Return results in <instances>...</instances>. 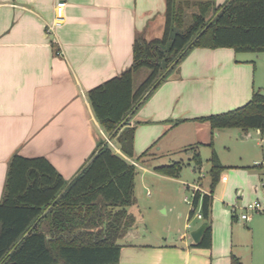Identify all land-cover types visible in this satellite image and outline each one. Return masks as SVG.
<instances>
[{
    "label": "crops",
    "instance_id": "0c3cea01",
    "mask_svg": "<svg viewBox=\"0 0 264 264\" xmlns=\"http://www.w3.org/2000/svg\"><path fill=\"white\" fill-rule=\"evenodd\" d=\"M59 1L65 3L63 19L49 31ZM225 2L215 0L216 6ZM165 6V0H0V200L12 155L43 157L69 181L99 140L108 142L87 92L130 67L137 37L162 38ZM238 55L228 48L190 50L129 116L133 156L124 158L142 174H150L151 181L183 186V180L154 169L183 163L162 160L183 152L191 157L187 149L197 145L200 154L212 141L225 168L219 184L212 193L210 177L208 188L186 184L193 190L192 199L196 192L211 196L210 247L199 248L190 237L205 222L199 218L200 206L190 217L192 199L182 209L180 202H174L181 186L169 185L173 201L169 211L179 219L178 226L190 230L189 235L178 228L168 237L153 238L139 208L129 207L135 224L120 242L119 264H231L232 256L241 264H264V212L238 222L240 209L261 197L264 153L256 152L250 163L233 165L216 147V139L228 136L227 129L212 134L208 122L196 120L240 108L251 99L255 63ZM145 151L144 163L136 162ZM233 206L236 214L231 212ZM193 220L197 223L189 226Z\"/></svg>",
    "mask_w": 264,
    "mask_h": 264
},
{
    "label": "trees",
    "instance_id": "16d2710c",
    "mask_svg": "<svg viewBox=\"0 0 264 264\" xmlns=\"http://www.w3.org/2000/svg\"><path fill=\"white\" fill-rule=\"evenodd\" d=\"M165 5L162 38L137 37L130 67L86 95L102 131L120 153L105 139L99 140L95 152L69 181L43 157L14 154L10 158L0 200V264H119L120 242L135 224L128 208L137 203L138 171L124 158L133 156L129 116L194 48L264 53V0H226L220 6L215 0H165ZM141 69L147 75L134 89V74ZM196 120L208 122L212 134L228 128L263 131L264 92L254 90L240 108ZM198 146L187 151L189 162L199 171ZM208 146L212 193L224 167L212 141ZM147 155L145 151L135 161L144 163ZM183 166L173 162L154 170L176 178ZM211 202L210 195L196 192L190 217L200 206L201 218L209 223ZM210 236L208 226L196 246L209 248ZM231 264L241 263L232 256Z\"/></svg>",
    "mask_w": 264,
    "mask_h": 264
},
{
    "label": "rangeland",
    "instance_id": "374dc122",
    "mask_svg": "<svg viewBox=\"0 0 264 264\" xmlns=\"http://www.w3.org/2000/svg\"><path fill=\"white\" fill-rule=\"evenodd\" d=\"M249 56L255 63L254 75H253V85L254 89L262 88L264 92V53H239L238 57H247ZM238 58V59H240ZM147 74L146 69H141L133 77V88L145 78ZM228 136L225 135L219 140L216 139V147L218 148L219 153L224 156L226 154L227 160L233 165H242L250 163L253 155L256 152L264 153V130L260 135H257L255 129H249L247 131H242L237 128L227 129ZM220 142L222 144H220ZM219 143V144H218ZM227 149H225V148ZM210 148L205 147L200 151L201 158V170L200 172L195 169L194 164L189 162V157L185 152L179 154V156H167L162 160V162H167L168 160H177L182 159L185 166H183L180 174L176 177L179 180H183V186L178 183L165 181H156L150 180L147 176L150 174L140 172L139 170L135 178V196L137 199L136 208H139L141 214L143 215L144 222L148 226L151 237L156 235L162 238L168 237L171 234H175L178 228L180 232H186L189 235V229H184L182 225L178 226L177 223L179 219L174 217V213L169 211V206L173 205L171 202L170 191L168 189L169 185H178L182 189L176 194L177 198L174 201L175 203L180 202L179 207L185 209L191 204L192 199V188L186 187V184H199L202 188H208L209 182V157H210ZM225 171L223 168L222 172ZM175 178V179H176ZM152 179V178H151ZM219 184H216V186ZM215 186V187H216ZM169 191V192H168ZM186 199V200H185ZM185 200V201H184ZM188 200V201H187ZM246 205V204H245ZM244 205V206H245ZM161 207V208H160ZM168 209V212L164 213L162 209ZM232 210V208H231ZM242 223L243 221H238ZM197 222L191 221L189 226H194Z\"/></svg>",
    "mask_w": 264,
    "mask_h": 264
},
{
    "label": "built area",
    "instance_id": "2783aa9c",
    "mask_svg": "<svg viewBox=\"0 0 264 264\" xmlns=\"http://www.w3.org/2000/svg\"><path fill=\"white\" fill-rule=\"evenodd\" d=\"M64 6L65 3L63 1H59L56 3L54 7V20L49 26H47V30L53 31L55 27H58L61 24V21L63 19ZM109 144L114 148V146L110 142ZM132 164L137 167L135 163ZM260 193L261 197L259 199H255L251 202H248L245 206L240 209V213L238 214L239 221H246L249 218V214L251 213L264 212V188L261 189ZM231 212L233 214H236L237 208L233 206ZM200 217L201 215H199V218Z\"/></svg>",
    "mask_w": 264,
    "mask_h": 264
},
{
    "label": "water",
    "instance_id": "95a60500",
    "mask_svg": "<svg viewBox=\"0 0 264 264\" xmlns=\"http://www.w3.org/2000/svg\"><path fill=\"white\" fill-rule=\"evenodd\" d=\"M190 46V45H189ZM189 46H187V47H189ZM159 81V80H158ZM157 83L158 82H156L153 86H152V88L148 91V93L150 92V91H152L155 87H156V85H157ZM147 93V94H148ZM146 94V95H147ZM108 141H109V139H108ZM209 226V223L208 222H203L200 226H198L196 229H194L193 231H191L190 232V237H191V239H192V241L195 243V244H198L199 242H200V240H201V238H202V236H203V234H204V232H205V230H206V228Z\"/></svg>",
    "mask_w": 264,
    "mask_h": 264
}]
</instances>
